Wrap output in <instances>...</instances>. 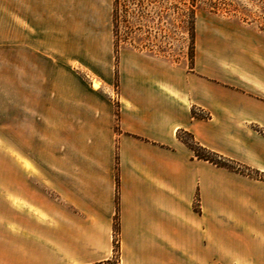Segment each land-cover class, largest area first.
<instances>
[{"label": "crops", "instance_id": "0c3cea01", "mask_svg": "<svg viewBox=\"0 0 264 264\" xmlns=\"http://www.w3.org/2000/svg\"><path fill=\"white\" fill-rule=\"evenodd\" d=\"M110 8L0 0V264H264V180L176 136L264 174V49L207 46L193 72L130 56L116 102L81 77L55 94L53 65L110 62Z\"/></svg>", "mask_w": 264, "mask_h": 264}, {"label": "rangeland", "instance_id": "374dc122", "mask_svg": "<svg viewBox=\"0 0 264 264\" xmlns=\"http://www.w3.org/2000/svg\"><path fill=\"white\" fill-rule=\"evenodd\" d=\"M104 18L109 40L113 45L110 62L53 65L55 94L67 79L81 77L89 88L95 89L93 83H96V90L113 97L116 102L119 63L121 59L130 56L193 72L196 54H205L207 46L214 48L215 56L226 58L228 54L221 50L224 44H227L230 52L243 51L254 46L264 49V0H111L108 16L104 15ZM232 55L241 56L242 53ZM115 107L117 124L118 106L115 104ZM191 116L209 117L208 113L194 107L191 108ZM183 131L180 134L185 139L191 142L190 134L203 147L193 134ZM55 150L61 151L60 144L55 145ZM206 150L217 155L213 156L214 162L227 163L230 168L226 169L264 180V174L259 171ZM198 153L206 155L200 148ZM193 155L195 156L194 152ZM21 162L23 167H31L29 162ZM46 179V175H39V194L43 198H54L55 193L47 185ZM115 202L118 210V182ZM115 227L114 243L118 246L117 224Z\"/></svg>", "mask_w": 264, "mask_h": 264}, {"label": "trees", "instance_id": "16d2710c", "mask_svg": "<svg viewBox=\"0 0 264 264\" xmlns=\"http://www.w3.org/2000/svg\"><path fill=\"white\" fill-rule=\"evenodd\" d=\"M115 52H116V44H115ZM180 132H184L183 130H179V132H177V138L182 141L188 148H190L195 156L198 158V159H203V160H208L210 162H213L215 164H217L218 166H222V167H225V168H230L228 165H226L227 163H223V162H214L213 160V156L216 155L215 153H212L210 151H207L206 149H204L203 147H200L199 144L197 142H195L193 140V137L192 135L189 134V137L191 139V142L187 139H185L181 134ZM199 148L203 151L206 152V155H201L198 153V150ZM217 156V155H216ZM228 162V161H227Z\"/></svg>", "mask_w": 264, "mask_h": 264}, {"label": "bare ground", "instance_id": "6f19581e", "mask_svg": "<svg viewBox=\"0 0 264 264\" xmlns=\"http://www.w3.org/2000/svg\"><path fill=\"white\" fill-rule=\"evenodd\" d=\"M93 86H94V87H97L98 85H97L96 83H93Z\"/></svg>", "mask_w": 264, "mask_h": 264}]
</instances>
